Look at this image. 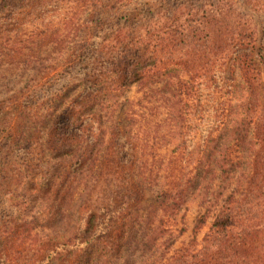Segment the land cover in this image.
I'll return each instance as SVG.
<instances>
[{
    "label": "trees",
    "instance_id": "obj_1",
    "mask_svg": "<svg viewBox=\"0 0 264 264\" xmlns=\"http://www.w3.org/2000/svg\"><path fill=\"white\" fill-rule=\"evenodd\" d=\"M73 18L70 64L7 120L0 104L21 151L0 163V264H264V0H0V54L35 79L30 46L60 45Z\"/></svg>",
    "mask_w": 264,
    "mask_h": 264
},
{
    "label": "rangeland",
    "instance_id": "obj_2",
    "mask_svg": "<svg viewBox=\"0 0 264 264\" xmlns=\"http://www.w3.org/2000/svg\"><path fill=\"white\" fill-rule=\"evenodd\" d=\"M82 14L78 16L76 20L79 22ZM76 24L74 18L73 22L68 24L67 28L62 31L65 34V41L60 45H56V41L47 42L44 45L37 47L30 46V41L25 43V46L31 47V52L39 61H42L45 65L46 73L38 76L35 79L31 80L33 71L30 69L29 64H24V62H15L8 59L7 56L0 54V104L2 106V111L4 113L5 120L10 118L8 114L13 106H18L21 101L29 100L31 97H27V90L34 87L46 86L50 82L49 78H53L54 74L61 73L65 65H69L68 61L62 62V56L66 53L71 52V42L79 34V30L73 29V26ZM60 33V34H62ZM12 32L9 37L12 38L14 35ZM59 34V35H60ZM61 37V35H60ZM21 38H24L22 35ZM24 46V47H25ZM69 47L67 50L66 48ZM25 54H29L27 48H24ZM25 56L22 58L24 59ZM21 59V60H22ZM72 71V70H71ZM70 80V76H69ZM139 86L135 83L131 84L122 94L119 99V105L114 109L112 118L114 121H119L124 117L125 114L129 111H134L136 109L135 98L139 97L141 94ZM130 107V108H129ZM135 118V115H133ZM134 127V128H133ZM132 127V132L135 130V121L134 126ZM6 128V127H5ZM6 129L1 130L0 133V163L2 165L9 164L12 159H19L21 157V151L15 153L12 152V147L7 149L3 144L6 142ZM56 148L59 146L58 143L54 142ZM168 149V148H167ZM24 159V156H22ZM24 163V160L22 161ZM30 177V176H29ZM28 180V175L25 178ZM217 179L213 180L207 190L205 188H198L196 192L189 197L183 207L179 210L175 217V225L173 226V235L175 236V241L172 244V248L178 247L181 244H185L191 238V228L195 216L203 211V207L207 205V202L200 204L202 198L211 200V192L215 190ZM153 201V194L146 192L141 200V205H144V208L147 207ZM210 220V217H207L206 222ZM181 228V231L178 233V229ZM206 225H204L199 232L197 233L195 239L198 240L201 233L205 230ZM47 264H57L56 261L49 262Z\"/></svg>",
    "mask_w": 264,
    "mask_h": 264
}]
</instances>
